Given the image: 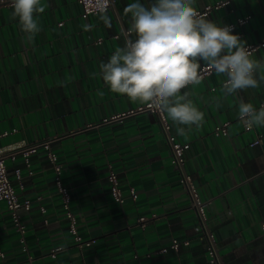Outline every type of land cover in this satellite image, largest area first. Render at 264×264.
Here are the masks:
<instances>
[{"label":"crops","instance_id":"0c3cea01","mask_svg":"<svg viewBox=\"0 0 264 264\" xmlns=\"http://www.w3.org/2000/svg\"><path fill=\"white\" fill-rule=\"evenodd\" d=\"M0 1L9 3L0 7V148L51 140L71 189L77 230L84 241H92L79 246L74 240L56 190L55 169L41 147L30 154V167L22 155L6 161L13 186L31 208L18 211L27 227L22 240L11 211L0 202V264H210L157 116L143 112L102 122L142 106L112 93L99 76L101 62L124 47L121 29L131 26L124 9L137 0H117L115 11L87 17L77 0H41V31L32 42L12 18L10 0ZM220 1L196 0L194 6L202 12ZM139 2L148 7L155 0ZM204 16L219 26L234 24L233 34L246 46L264 41V0H231ZM253 56L264 60V46ZM260 75L264 72L257 70V79ZM225 79L212 70L199 85L181 92H189L204 112L202 127L193 126L181 136L168 120L171 133L190 144L186 170L207 203L208 224L225 263L264 264V127L249 130L238 117L241 99L257 110L264 106V81L225 98L220 91ZM225 122L228 133L216 135L215 127ZM260 134L262 141L251 146ZM110 168L118 173L122 204L113 199ZM140 217L146 220L139 222ZM174 239L180 242L176 249L171 247ZM57 247L61 249L52 256Z\"/></svg>","mask_w":264,"mask_h":264},{"label":"clouds","instance_id":"9594fccd","mask_svg":"<svg viewBox=\"0 0 264 264\" xmlns=\"http://www.w3.org/2000/svg\"><path fill=\"white\" fill-rule=\"evenodd\" d=\"M195 3L155 0L146 7L137 0L127 5L124 12L131 16L130 38L99 65V76L112 93L166 114L181 136L186 129L190 132L204 123L205 114L189 98L190 93L181 94L189 85L202 82V64L226 78L220 89L225 98L255 89L264 81V75L256 77L257 70L264 72V60L254 58L231 26H219L201 15ZM10 6L26 40L34 41L41 31L38 14L45 11L41 0H10ZM100 19L110 26L107 15L101 14ZM90 28L84 25L86 31ZM238 117L249 130L264 127V106L257 110L241 99Z\"/></svg>","mask_w":264,"mask_h":264},{"label":"built area","instance_id":"2783aa9c","mask_svg":"<svg viewBox=\"0 0 264 264\" xmlns=\"http://www.w3.org/2000/svg\"><path fill=\"white\" fill-rule=\"evenodd\" d=\"M231 0H224L216 3L215 5H209L205 7L204 11L199 12L201 15H207L213 8L218 9L224 5L230 3ZM77 2L82 6L83 12L82 16L87 17L91 14L105 13L108 11L116 10V2L117 0H77ZM9 4L6 1H0V7L2 5ZM248 18L239 19V24H244L248 21ZM231 26L232 30L235 28L234 24L228 25ZM121 34L124 36L125 40L129 39L128 29L122 27ZM264 46V41L257 45H247L246 47L250 51H255L257 48ZM212 69L209 67H203L201 69V74H207L211 72ZM143 112H151L154 113L161 125L162 132L164 133L167 142L170 148L171 154V162L176 167L179 173V181L186 189L189 198H190V208L196 214V230L198 231L199 238L206 242V254L207 259L210 264H226L224 260V256L219 250L218 241L214 231L208 224L207 214H206V201L203 200L192 181L191 175L186 170V157L185 153L190 148V144L188 142H183L178 140L175 135L171 133V123L166 118V114L162 112H158L155 109H150L146 105H142L136 109H133L128 112L118 113L104 119L103 123L110 122H120L125 117L129 115H134L136 113ZM228 122L218 124L215 127V133L218 136L226 135L228 133ZM262 135H258L257 138L251 142V146H254L262 141ZM51 140L35 143L32 145H9L3 148H0V202H4L9 210L12 213L13 223L21 235V239L24 240L25 233L27 231L26 225L23 223L18 211L20 208H25L29 210L31 208V202L29 200H21L19 194L17 193L15 187L13 186L12 180L10 179L7 171L6 161L8 159L15 160L18 155H22L26 165L30 167L29 156L33 152L37 151L39 148L43 147L47 150L48 159L55 169V186L57 193L60 195L62 206L65 211L66 218L69 220V228L70 232L74 237V240L78 243L79 246H90L92 241H84L82 236L79 234L76 225V215L73 213L71 209V189L64 183L62 178V165L57 162L58 157L56 153H54L50 149ZM16 176L18 178L21 177V170H15ZM107 179L110 183V190L113 196V199L116 203L122 204L125 201V197L123 196L121 187H120V179L118 173L110 168ZM131 197L136 199L137 195L134 189L131 190ZM41 210L45 212V207L41 206ZM47 220V219H46ZM146 220L145 217H140L139 222H144ZM180 242L177 239H174L172 242V248H178ZM185 244H188L185 241ZM61 248L57 247L52 250L51 255L54 256L57 251ZM0 256L4 257V253L0 251ZM141 264V263H139Z\"/></svg>","mask_w":264,"mask_h":264}]
</instances>
